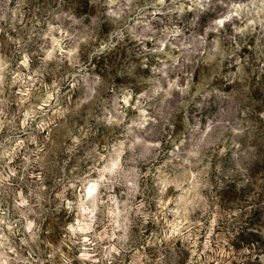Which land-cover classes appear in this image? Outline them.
<instances>
[{"label": "rangeland", "instance_id": "1", "mask_svg": "<svg viewBox=\"0 0 264 264\" xmlns=\"http://www.w3.org/2000/svg\"><path fill=\"white\" fill-rule=\"evenodd\" d=\"M0 264H264V0H0Z\"/></svg>", "mask_w": 264, "mask_h": 264}]
</instances>
